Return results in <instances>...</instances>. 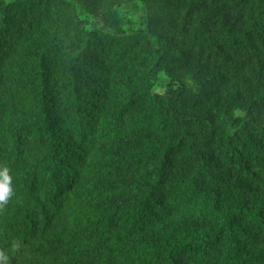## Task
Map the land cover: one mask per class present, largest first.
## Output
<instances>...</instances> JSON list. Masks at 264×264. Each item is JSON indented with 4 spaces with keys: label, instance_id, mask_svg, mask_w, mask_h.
<instances>
[{
    "label": "trees",
    "instance_id": "obj_1",
    "mask_svg": "<svg viewBox=\"0 0 264 264\" xmlns=\"http://www.w3.org/2000/svg\"><path fill=\"white\" fill-rule=\"evenodd\" d=\"M3 167L9 264H264V0H0Z\"/></svg>",
    "mask_w": 264,
    "mask_h": 264
},
{
    "label": "clouds",
    "instance_id": "obj_2",
    "mask_svg": "<svg viewBox=\"0 0 264 264\" xmlns=\"http://www.w3.org/2000/svg\"><path fill=\"white\" fill-rule=\"evenodd\" d=\"M0 175L3 177V183H0V206L6 204L7 201L13 195V189L11 185L12 177L8 174L7 167L0 169ZM19 247L18 242L12 243V250ZM0 264H9V250L0 249Z\"/></svg>",
    "mask_w": 264,
    "mask_h": 264
},
{
    "label": "rangeland",
    "instance_id": "obj_3",
    "mask_svg": "<svg viewBox=\"0 0 264 264\" xmlns=\"http://www.w3.org/2000/svg\"><path fill=\"white\" fill-rule=\"evenodd\" d=\"M161 76V78H164V76L163 75H160ZM157 90L159 89V88H156Z\"/></svg>",
    "mask_w": 264,
    "mask_h": 264
}]
</instances>
